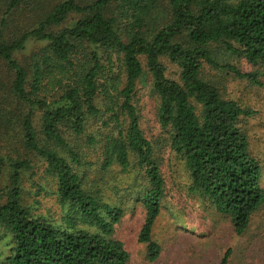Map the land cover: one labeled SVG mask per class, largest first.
I'll list each match as a JSON object with an SVG mask.
<instances>
[{
  "label": "trees",
  "instance_id": "obj_1",
  "mask_svg": "<svg viewBox=\"0 0 264 264\" xmlns=\"http://www.w3.org/2000/svg\"><path fill=\"white\" fill-rule=\"evenodd\" d=\"M20 1L8 0L0 14V59L11 94L26 107L22 149L29 155H0V264H128L123 242L113 237L124 207L105 201L79 173L94 165L82 147L98 145V137L102 170L132 166L142 174L133 191L144 210L138 241L148 261L157 259L161 247L152 229L164 179L132 101L144 71L141 56L157 122L183 162L188 191L242 235L264 202V166L250 153L245 127L254 110L223 97L202 69L262 86L264 0H59L33 27L3 41L6 14ZM73 14L77 18L64 25ZM31 40L37 48L20 61L16 54ZM217 47L253 70L219 63ZM162 57L179 68L178 79L166 76ZM32 156L42 162L41 179L52 183L46 195L55 196L58 213H36L23 202L22 175L32 172ZM35 184L40 194L45 188ZM230 253L226 249L218 264H228Z\"/></svg>",
  "mask_w": 264,
  "mask_h": 264
},
{
  "label": "rangeland",
  "instance_id": "obj_2",
  "mask_svg": "<svg viewBox=\"0 0 264 264\" xmlns=\"http://www.w3.org/2000/svg\"><path fill=\"white\" fill-rule=\"evenodd\" d=\"M59 0H22L19 5L6 14V24L2 28V40L9 41L21 35ZM8 0H0V14L5 10ZM78 15L68 17L64 25L71 23ZM38 44V43H37ZM35 41L26 43L25 48L16 54L24 61L33 49ZM215 49L219 63H229L242 71H251V67L242 58L230 57ZM143 74L137 79L135 95L132 99L139 111V121L145 137L156 149L160 170L164 179V195L161 210L157 216L152 237L161 247L160 254L154 261L146 258L145 245L138 241V233L143 222L144 210L133 200L135 185H140L141 172L133 167L122 171L119 166H111L102 170L99 159L102 158L98 137V145L83 146L84 157L94 162L91 168H81L79 173L85 175L84 182H90L105 201L121 205L125 213L115 226L113 237L123 242L129 253L128 264H218L226 249L231 253L228 264H264V202L253 213L247 230L237 235L229 218L188 191L189 179L183 162L168 148V135L162 131L156 119V97L151 89V78L147 72L145 58L140 57ZM165 66V74L169 78L178 79L179 68L168 60L161 58ZM264 73V69H260ZM204 79L214 82L221 95L236 99L242 106L254 110V114L246 118V131L249 150L264 166V75L262 86L249 83L246 79L237 78L224 70L204 66ZM8 68L0 59V155L18 158L25 154L22 149L21 120L26 107L11 94L9 90ZM40 124V112L35 111L34 125ZM34 168L22 175L23 202L36 213H58L55 196L46 195L52 183L41 179L40 159L31 157ZM6 181V175H4ZM40 183L45 189L37 194ZM35 184V185H34ZM37 194V195H36ZM37 200V202H35ZM0 232V247L3 239Z\"/></svg>",
  "mask_w": 264,
  "mask_h": 264
}]
</instances>
